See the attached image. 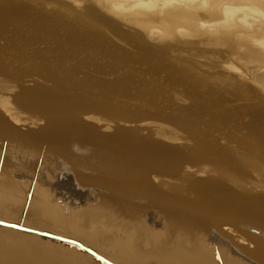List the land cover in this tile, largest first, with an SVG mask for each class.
Instances as JSON below:
<instances>
[{
  "label": "bare ground",
  "instance_id": "1",
  "mask_svg": "<svg viewBox=\"0 0 264 264\" xmlns=\"http://www.w3.org/2000/svg\"><path fill=\"white\" fill-rule=\"evenodd\" d=\"M30 3L31 8L24 7L26 11L18 13L21 22L17 19L25 35L20 31L10 32L11 36H17L13 40L8 35L9 25L13 32L12 25L16 23L10 22L7 35L12 40H7L6 35L3 39L9 19L5 17L4 21L1 17L5 24L0 20L3 24L0 25V141L5 140L6 152L11 146L20 148L21 169L26 173L30 174L38 147L43 150L39 161L61 157V161L66 159L65 168L69 170L60 173L54 183V175L51 178L46 174L44 189H39L40 179L37 184V178L33 181L36 175L31 173L24 199L21 189L11 181L5 183L4 170L8 163H0V210L18 218L15 215L23 198L25 207L22 206L19 218L27 224L20 219H7V215L0 220L73 239L113 264H120L118 257L130 264H264V246L258 240L261 237L248 236L246 241L241 236L236 240L239 248H230L227 240L223 242L229 248H206L209 243L220 241L219 232L214 233L218 228L214 227L219 222L217 217L236 220L249 216L264 223V0H34ZM109 14L115 21L109 20ZM106 19L129 25V32L135 37L131 42L133 49L138 51L130 46L125 48L127 43L124 41L122 45L123 40L118 44L119 38L108 30ZM233 27L239 31L235 32ZM19 34L24 35L22 40ZM137 43L151 44L155 49H139ZM177 46L194 48L190 52L194 55L212 53L220 62L210 65V61L206 66L204 58V63L199 62V56V63L196 62L199 67L188 66L193 58L191 63L186 60L187 66L184 61L177 65L174 62L183 56ZM210 59L214 63L215 59L211 56ZM236 59L240 66L234 63ZM203 67L204 74L200 69ZM236 74L254 84V89L242 79V82L236 79ZM79 141L105 149L108 157L116 156L122 164L112 167L116 162L113 157L115 162H109L110 168L97 170L100 164L97 163L104 165V160H94L96 167L89 165L87 169L83 157L77 160L73 155L68 157L71 151L68 148ZM23 175L28 178L27 174ZM91 184L98 185L95 194L101 200L106 199L101 187L110 188L114 184L111 190L124 201V198L139 202L140 198L155 197L165 207L174 201L199 213L190 211L186 218H180L181 212L172 210L171 224L183 233L178 243L163 237L160 246L145 231L146 227H142L140 234L144 239H140V247L131 248L120 230L130 229H127L128 218L134 210L124 206L116 196L110 195L112 200L116 197L121 202L117 205L124 221L118 227L114 224L115 232L110 236L96 229L102 220V208L112 211L109 201V204L100 201L89 210L87 207L76 210L77 198L69 196L68 191H77L82 197L88 194ZM52 194L69 214L59 213L60 205L48 202ZM71 207L75 209L68 210ZM81 214L87 216L84 222L80 220ZM30 215L37 216L40 223L28 220ZM255 222L258 223L252 220L250 224ZM65 228L74 231L69 233ZM222 229V238L226 239L234 231L229 226ZM0 232L23 235L37 244L63 253L76 252L104 264L75 244L9 226L0 225ZM134 236L129 238L132 244ZM251 242L253 248H247ZM15 256L0 250V264H31L30 259Z\"/></svg>",
  "mask_w": 264,
  "mask_h": 264
},
{
  "label": "rangeland",
  "instance_id": "2",
  "mask_svg": "<svg viewBox=\"0 0 264 264\" xmlns=\"http://www.w3.org/2000/svg\"><path fill=\"white\" fill-rule=\"evenodd\" d=\"M8 1H10V2H12L13 4H12V7L10 6L11 5V3L9 2L7 5H5V6H3V4H6V2H8ZM34 0H0V2H1V4H2V7L4 8L5 7V10H8L9 12L7 13V11L5 12V10H3V8L2 7H0V10H2V14L4 15V13H5V15L4 16H1L2 14L0 13V20L2 21V18L1 17H3V20H4V18L6 17V19H9V20H6L7 22L9 21V23H7V26L5 25V28L7 29V27H8V25L10 24V22L11 23H16V24H13L12 25V29L14 30L13 32L12 31H10L11 30V24L9 25L10 26V30L9 29H7L6 31L4 30V26H3V30L5 31V33L2 35V37H4L3 39H6L7 38V40L10 38V36H11V33H16L15 31H17V33L16 34H18L19 33V31H20V33H22V34H24L23 33V31L21 30V24L20 23H17V19H18V22L20 21L21 22V20H20V17L21 16H18L19 14L21 15V14H23V12L24 11H26V9H28V8H31L32 6H33V4H31L30 2H33ZM36 2H41V0H35ZM55 1H57V0H55ZM5 2V3H4ZM78 3H82V2H80V1H77ZM15 3V4H14ZM0 4V5H1ZM10 6V8H9V6ZM16 5V6H15ZM24 5V6H23ZM8 6V7H7ZM16 7H17V9H16ZM20 7L22 8V10H19L20 9ZM26 8L25 10L23 9V8ZM2 8V9H1ZM11 10V12H12V15H11V12H10V10ZM16 10V11H14V10ZM4 11V12H3ZM14 11V12H13ZM19 11H22L21 13L19 12ZM29 11V10H28ZM34 11V10H33ZM31 9H30V12H33ZM202 12H205L203 9H202ZM19 13V14H18ZM206 13V12H205ZM18 16L19 18H17V17H14V16ZM113 15H108V17H109V20H112V21H115L114 20V16L112 17ZM11 18V19H10ZM12 18H15V20L16 21H14V19H12ZM112 18V19H111ZM4 20V21H5ZM108 19H106V21H108L107 23H109V24H107V25H109L108 26V30L112 33L113 31L115 32V34L117 35V37L119 38V39H116V38H114V37H116V35L114 34V32L112 33L113 35H115L114 37H112V38H114V39H116L117 41H118V44H120V42L122 41V45L124 44V41H125V43H127V44H124L125 45V48L127 47L128 48V46H130V47H132V49L131 50H135V49H133V42L134 41H132V39L133 40H135V37L133 38V35L129 32L131 29H128V27H130L129 25L128 26H126V25H124V24H119L117 21L116 22H112V21H109ZM1 23H4L5 24V22H1ZM114 24V25H113ZM1 26L3 25V24H0ZM17 25H19V26H16ZM121 28H120V27ZM125 26V27H124ZM15 27H16V29H18V30H16L15 29ZM110 27V28H109ZM111 27H112V31L110 30L111 29ZM19 28H20V30H19ZM116 28V29H115ZM118 28V29H117ZM127 28V29H126ZM234 28V27H233ZM237 30V31H235V32H238L239 31V29L238 28H234V30ZM8 30H9V33H8ZM108 31V33H109V35H112V34H110V32ZM118 31V34L116 33ZM11 32V33H10ZM7 33H8V35L10 34V36L8 37V35H7ZM129 33V34H128ZM22 34H19V35H21L20 36V38H19V40H22L23 39V37H24V35H23V37H22ZM7 37H6V36ZM12 35H14V34H12ZM108 35V36H109ZM112 35V36H113ZM120 35H121V37H120ZM122 35H123V37H122ZM14 36H16V35H14ZM14 36H11L12 37V39L13 40H15L16 38L14 37ZM129 36V37H128ZM6 37V38H5ZM15 39H14V38ZM17 37V36H16ZM19 37V36H18ZM132 37V38H131ZM127 40H126V39ZM11 38L9 39V40H12ZM111 39V38H110ZM129 39V40H128ZM119 40H120V42H119ZM18 43H19V41L18 40H16ZM113 41H115V40H113ZM116 41V42H117ZM129 41V42H128ZM12 42V41H11ZM23 43V41H20V43ZM132 42V43H131ZM128 44H132V45H128ZM138 45H139V49H142V48H144V50H150V51H153L152 50V48L153 49H155L154 48V46H152L151 44H147V43H145V45H143V43H137ZM121 45V44H120ZM127 45V46H126ZM148 45H150V46H148ZM140 46H141V48H140ZM26 47V45H24V48ZM130 47L128 48V49H130ZM150 47H152V48H150ZM179 47L181 48V49H179ZM136 48V47H135ZM149 48V49H148ZM173 50H174V47L172 48ZM184 49H187V50H185L186 52H187V55H185L186 53H185V51H184ZM193 49L194 48H191L190 50H188V47H186V46H177V50H182V52H183V56L181 55V57H179V59L177 58V62H174L175 64L177 63V65H179V64H181V63H183L182 61H184V65H186L187 66V64H188V62H186V60L187 61H191V59L193 58V60H192V63L191 64H188V66H190L191 65V67H195V66H198L197 64H196V62L197 63H204V61H205V64H206V66L207 65H209L208 63L211 61L212 62V59H210V56H211V58H213V61H214V59H215V61H214V63L212 62H210V65H213V64H216V63H218V62H220V61H216V58L213 56L212 57V53H209L208 55L207 54H204V53H195L196 55H194L193 53H190L191 51H193ZM242 49V48H241ZM137 50V49H136ZM135 50V51H136ZM138 51V50H137ZM180 52V54H182V52L181 51H179ZM189 53V54H188ZM191 55V56H190ZM207 56V59L209 58V60L207 61V59H206V56ZM185 56H189V57H191V58H187V59H185L186 57ZM198 56V57H197ZM199 56H201L200 57V59L202 60H200L199 59ZM185 57V58H184ZM194 57H196V58H194ZM181 58V59H180ZM203 58H204V61H203ZM197 59H199V62L197 61ZM181 60V61H180ZM218 60V59H217ZM175 61H176V59H175ZM180 62V63H179ZM195 62V63H194ZM208 62V63H207ZM216 62V63H215ZM236 62V63H235ZM179 63V64H178ZM234 63L236 64V65H238V66H240V61L238 60V59H236V60H234ZM195 64V65H194ZM199 67V66H198ZM220 68H222V67H220ZM201 70H202V74H204V67L203 68H200ZM223 69V68H222ZM206 71V70H205ZM238 74H241L240 73V70H239V72H238ZM238 74H236V76L238 77H236V79H239L241 82H242V80L246 83V84H248L249 85V87L251 86L253 89H254V87H253V85L254 84H252L251 82H249V81H245V79L243 78V77H241L240 75V77L238 76ZM204 77H207V74L205 73V75H204ZM242 79V80H241ZM255 86V85H254ZM104 133H110V131H105ZM3 140V139H2ZM1 140V141H2ZM1 141H0V163H3V162H6V163H8L7 164V166H6V168H5V170H4V175H5V183L8 185V183L10 182V183H12L13 185L15 184L17 187V189H21V191H23V193L24 194H22V197L25 199V195H26V193H27V190H28V183L30 182V178L32 177V176H35L34 177V180L33 181H35V178H37L36 180H37V184H38V182H39V179H40V182H39V184H38V186H39V189L42 187V189H44V187H45V179H44V177L46 176V174L48 175V174H50L49 175V177H51V178H53V176L52 175H54V177H55V179H53L52 180V183H54L55 182V180H56V177H58V175H60V173L62 174L63 172H68V170H66L67 168H65V167H67L68 166V164L66 163V159H63V161H61V157L60 158H54V159H50V158H52V157H50L48 160H44L43 162H41V161H39V160H41L42 159V156H40L41 155V152H43V150H42V148L41 147H38V149H41L42 151H40V150H38L37 149V155H35L36 157H35V162H34V164H33V166L30 168V174H29V172L28 173H26L23 169H21V165L23 164L22 162H23V160H22V157H23V154L22 153H20L19 152V150H20V148L19 147H13V146H11V149H13V151H11V149H10V151L9 152H6V147H5V149H4V146L6 145V142H5V144H4V141L5 140H3V144L1 143ZM80 142V143H79ZM78 143L76 142L75 144H78V147L81 149H83L84 148V150H82V152L81 153H78L77 151H74L73 150V144L74 143H72L71 144V148L69 149L68 148V150L70 151V156H68V157H70V158H72V155H73V158H75L76 157V160L77 159H81V157H83V163H85L86 165H87V169H89V165L90 166H93V167H96V165L97 164H99V165H97L98 167H96L95 169H97V168H101V170L102 169H107V168H110L111 167V164H109V162L110 163H114L115 161L113 160L116 156H109L108 157V154H107V152L105 153L104 151H105V149H103V148H99V147H96V145H92V146H90L91 144H88V143H83V141L81 142V141H79ZM85 142V141H84ZM88 145V146H87ZM1 146H3V148L1 147ZM90 146V147H89ZM87 147V148H86ZM95 147H96V149H97V152H98V150H99V152L97 153V152H95V153H92V151L94 152V151H96V149H95ZM90 148V152H88V154H83V151H87L88 149ZM91 148H94L93 150L91 149ZM17 149V150H16ZM19 149V150H18ZM86 149V150H85ZM102 149H103V152L105 153H103L102 152ZM5 150V151H4ZM15 151V152H14ZM40 151V152H39ZM2 153H4V154H2ZM35 153V154H36ZM72 153V154H71ZM99 153H101V155L99 154ZM38 154H39V156H38ZM82 154H83V156H82ZM91 154V155H90ZM95 154V155H94ZM99 154V155H98ZM75 155V156H74ZM88 155V156H87ZM89 155H90V157H89ZM93 155V156H92ZM103 155V156H102ZM91 156H92V161H91ZM96 156H101V157H99L100 158V160H99V158L97 157V159L95 158ZM39 157V158H38ZM79 157V158H78ZM88 157V158H87ZM95 159H94V158ZM106 159H105V158ZM41 158V159H40ZM85 158H87V160H84ZM112 158V159H111ZM88 159H89V161H88ZM108 159V160H107ZM109 159H111L110 161H109ZM40 162L39 164H42V163H44V166L43 167H41L40 165H38V162ZM94 160H96V162H98V161H103V164L104 165H101L102 163L101 162H98L97 164H95L96 162L94 161ZM115 160H116V162H117V164H116V162L114 163L115 165H112V167H115V166H118V165H120V164H122V163H120L118 160H117V158H115ZM51 161V162H50ZM53 161V162H52ZM85 161V162H84ZM88 161V162H87ZM105 161H107V165L109 166H107L105 163ZM112 161V162H111ZM37 162V163H36ZM63 162V163H62ZM87 162V163H86ZM92 162V163H91ZM94 162V163H93ZM37 165H36V164ZM10 164V165H9ZM66 164H67V166H66ZM84 164V166H86ZM93 164H95V165H93ZM1 165L2 164H0V169H1ZM36 165V166H35ZM102 166H103V168H102ZM123 166V165H122ZM35 168V169H34ZM7 169V170H6ZM36 169H39V170H36ZM94 169V170H95ZM93 170V169H92ZM97 170H100V169H97ZM7 171V172H6ZM32 171V172H31ZM31 173H32V176H31ZM37 173V174H36ZM18 174V175H17ZM23 174H27L28 175V178L26 179L24 176L25 175H23ZM9 175V176H8ZM20 175H22V176H20ZM38 176V177H37ZM8 177V178H7ZM11 177V178H10ZM20 177H21V179H20ZM24 177V178H23ZM40 177V178H39ZM13 179H14V182H13ZM42 179H44V181L42 180ZM23 180V181H22ZM20 182V183H19ZM156 182V181H155ZM42 183H43V185H42ZM18 184H20L21 186V188L19 187V185ZM26 184V185H25ZM14 185V186H15ZM88 187H90L89 188V190L91 191H89L88 190V194L87 195H83L82 197H81V194L80 193H78L77 191H74L73 192V190L71 191H68V195L69 196H73V197H75V198H77V200H76V202H78V205L76 206V207H78L76 210H81V208L82 207H84V208H86L87 207V209L89 210V208H90V206L92 207H95V206H97V204H99V203H101L100 201H103L104 203H106V204H109V202H110V208H111V210L112 211H106V209L104 208H102V210L100 211V213H101V216L100 217H102V220H101V222L97 225V228L96 229H98L99 231H100V234H102V235H105L104 233H106V235H109L110 236V234H112V233H114L115 232V230L113 231V228L114 227H118V225H120V222L123 220L124 221V219L121 217V215H120V206H118L117 204H121V202L123 201L124 202V206H126L127 208H131V210L133 211L132 213H131V215H130V217L128 218V220H129V224H128V226L129 227H127V229L128 228H130L132 231V233H134L135 234V236H134V234H132L134 237V243L132 244V242H130V240H131V238H132V235L130 234L131 232H129V230L130 229H128V231L127 230H123V229H121L120 230V234L122 235V237H126V239L128 238V245H130V247L131 248H139L140 246H139V243H140V239H141V241L144 239V235H142V234H140V233H142V231H141V229H142V227H146L145 229V231H149L150 233H151V235L153 236V241H155L154 243H156V244H160V242H159V240L160 239H163V237H165V238H173V241L172 242H175V243H178V238L180 237L181 238V236H183L182 234V232L177 228V227H175V226H173V224H171L174 220H173V214H171V212H172V210H177V211H179V212H181V216H179L180 218H186V215L188 216L189 215V213H190V211L193 213V212H196V213H199V212H197V211H195V210H191V209H184V207L182 206H178L177 204H175L174 203V201H170V200H168V201H170V204H171V206H168L167 205V207H165L164 205H163V203H161V202H159V200H155V197H154V199H145V198H140L141 200L139 201V202H136V200L135 201H133V200H129V199H127V198H124L125 199V201L124 200H122L119 196H117L116 194H117V192H115V191H113V190H111V189H113V187H114V184H110L109 185V187L110 188H108V187H101V188H103L104 190H102V189H100V191H102L103 193H104V197L103 198H105L106 197V199H103V200H101L100 199V197H98V195L97 194H95V192L97 193V191H96V188H99L98 187V185H93V184H91V186L90 185H88ZM25 188V189H24ZM47 188V187H46ZM45 188V189H46ZM16 189V190H17ZM95 189V190H94ZM19 191V190H18ZM25 191V192H24ZM70 192V193H69ZM75 192H77V193H75ZM106 193V194H105ZM111 193V194H110ZM109 196H108V195ZM110 195L111 196H116L118 199H120V203H119V201H118V199L115 197L113 200H112V197H110ZM52 196V197H51ZM85 196V197H84ZM108 196V197H107ZM50 198H48V202L51 204V203H54V204H59L60 205V199L59 198H53V194L52 195H50L49 196ZM55 197H57V196H55ZM23 198L21 199V201H23V202H21V208H22V206L24 205L23 203H24V200H23ZM108 198V199H107ZM0 199H1V197H0ZM50 199V200H49ZM99 199V200H98ZM54 200V201H53ZM58 200V201H57ZM145 200H147V201H145ZM153 201V202H151V201ZM109 201V202H108ZM112 202L113 203H115V204H112ZM144 202H146V204L144 203ZM149 203H151V206H150V204ZM155 203V204H154ZM161 203V204H160ZM141 204V205H140ZM88 205H89V207H88ZM144 205H146V206H144ZM174 205H177L176 207H174ZM131 206V207H130ZM132 206H133V208H132ZM157 206H158V210H157ZM173 206V207H172ZM23 207H25V206H23ZM59 207V213H63L64 215H66V214H69V211H64L63 209H62V207H61V205L60 206H58ZM81 207V208H80ZM134 207H136V208H134ZM145 207H146V209H145ZM154 207V208H153ZM164 207V208H163ZM169 207V208H168ZM182 209H181V208ZM21 208H18V215L16 214L15 216H17L18 218H13V216H12V214L10 215L9 214V212H7V211H3L4 213H2L1 211L2 210H0V218H4V219H6L5 217H6V215H7V219H15L14 221H19V219L22 221V223H24V224H27L26 223V221L24 220V219H21V218H19L20 217V215H21V212H22V210H21ZM19 209H20V211H19ZM63 211H62V210ZM71 209H75V208H68V210H71ZM139 209V210H138ZM165 209V210H164ZM4 210V209H3ZM83 210H85V209H83ZM182 210L184 211V210H189V212H187L186 213V211H184V212H182ZM176 211V212H177ZM84 212V211H83ZM165 212V213H164ZM5 213H7V214H5ZM182 213H184V214H182ZM1 214H3V215H1ZM165 214H166V216H165ZM8 215H10V216H8ZM137 215V216H136ZM89 216V215H88ZM132 216V217H131ZM143 216H145V217H143ZM10 217V218H9ZM22 217V216H21ZM87 217V216H85L84 214L82 215L81 214V218H80V220H81V222H84L83 220H85V218ZM170 218V220H168L169 218ZM179 217H177V218H179ZM210 217V216H209ZM132 219V222H131V219ZM164 218V219H163ZM211 218V217H210ZM239 218V217H238ZM237 217H236V220L238 219ZM243 218V217H242ZM244 218L245 219H241V218H239V219H241V221H238L237 220V222H236V220H235V218H223L222 217V219L220 218V217H217L216 219H218L219 220V222H220V224H219V222L217 223V226H214V227H218L215 231H214V233H217V232H219L218 234H217V236L219 237V239H220V241L218 242V243H209L207 246H206V248L207 249H213L214 250V248L216 249V248H227L228 247V245L230 246V248H239V246H238V243L236 242V240H238V238L239 237H241L242 236V238H243V236H244V238L243 239H245V237H246V241H247V238H248V236H256V238L258 237V238H260L261 237V239H258L259 241L261 240V242H262V246H264V226H263V222L262 223H260V221L258 220V219H255V218H250L249 216L246 218L245 216H244ZM248 218H250L249 220H248ZM28 220H31V222H34V223H40V219H38V217L37 216H32V215H30L29 216V218H27ZM91 219V218H90ZM94 220H95V218H93ZM141 219V220H140ZM212 219V218H211ZM210 219V220H211ZM227 221H226V220ZM230 221H229V220ZM234 219V220H233ZM134 220V221H133ZM173 220V221H172ZM217 220V221H218ZM225 221V223H224V221ZM245 222H244V221ZM247 220V221H246ZM252 220H254V221H258V223L257 222H255V223H252V224H250L251 223V221ZM167 221V222H166ZM171 221V222H170ZM235 221V222H234ZM135 222H136V224H135ZM223 222V223H222ZM232 222V223H231ZM241 222V223H240ZM165 223V224H164ZM169 223V224H168ZM229 223H231V226H230V224ZM235 225H234V224ZM237 223H240V224H237ZM247 223V224H246ZM114 224H116L115 226H114ZM226 224H228V225H226ZM233 224V225H232ZM237 224V225H236ZM242 224V225H241ZM250 224V225H249ZM253 224H254V226H253ZM109 227H108V226ZM169 225V226H168ZM255 225H257V226H255ZM261 226L262 225V227H258V226ZM114 226V227H113ZM136 226V227H135ZM166 226V227H165ZM225 226H229V227H231L232 229H234V231H232V232H229L228 234L230 235H228L229 237H228V239H226V237H224V238H222V233H221V230H223L222 229V227L224 228ZM236 226V227H235ZM112 227V228H111ZM212 227H213V225H212ZM258 227V228H257ZM111 228V229H110ZM176 228V230L175 231H173L174 229ZM244 228V229H243ZM260 228V229H259ZM34 229V228H33ZM46 229V228H45ZM215 229V228H214ZM236 229V230H235ZM242 229V230H241ZM246 229V230H245ZM261 229H262V231H261ZM50 230H54V229H49V231ZM65 230H67V232H69V233H72L74 230H72V229H67V228H65ZM249 230V232H247ZM55 231V230H54ZM76 231V230H75ZM62 232V231H61ZM128 232V233H127ZM234 232V233H233ZM237 232V233H236ZM239 232V233H238ZM263 232V233H262ZM62 234H65V232L63 231L62 232ZM140 234V235H139ZM208 234V233H207ZM206 234V235H207ZM240 234V235H239ZM246 234V235H245ZM251 234V235H250ZM254 234V235H253ZM127 235V236H126ZM138 235V236H137ZM221 235V236H220ZM263 235V236H262ZM67 236H69V235H67ZM71 236V235H70ZM87 237H89V236H87ZM73 238H75V237H73ZM129 238H130V240H129ZM143 238V239H142ZM164 238V239H165ZM137 239V240H136ZM231 239V240H230ZM223 240L224 241H226V242H228L227 244H224V242H223ZM163 242H164V240H163ZM231 242H232V244H231ZM175 243H172V245L173 244H175ZM218 244H219V246H218ZM249 243H247V248H253V243L251 242L250 244L252 245H248ZM236 245V246H235ZM160 246H162L161 244H160ZM160 246H159V248H160ZM224 246V247H223ZM175 247V246H174ZM173 247V248H174ZM245 247H246V245H245ZM229 248V247H228ZM0 250L3 252V254H6V253H8V252H11L12 254H14V255H16L15 257L16 258H19V259H23V258H25V259H27V261H28V259H30L28 262H31V264L33 263V264H97L96 262H94V261H92V260H88L85 256H79L76 252L74 253V254H69V253H63L60 249H53V248H51V247H49V246H45V245H41V244H37L36 242H34V241H32V240H29V239H27V238H25L23 235H13V234H9V233H4V232H0ZM107 251V250H106ZM108 252V254H111V255H117L115 252L113 253H111L110 251H107ZM20 256V257H18V256ZM30 258H29V257ZM27 257V258H26ZM234 258L236 257V255L235 256H233ZM165 258V257H164ZM237 258H239V259H242L241 257H237ZM33 260H34V262H33ZM117 261H119L120 262V264H130L131 262L130 261H128V260H125L124 258H120V257H118V259H116ZM243 261H244V259H243ZM133 264V263H132Z\"/></svg>",
  "mask_w": 264,
  "mask_h": 264
},
{
  "label": "water",
  "instance_id": "3",
  "mask_svg": "<svg viewBox=\"0 0 264 264\" xmlns=\"http://www.w3.org/2000/svg\"><path fill=\"white\" fill-rule=\"evenodd\" d=\"M1 221V220H0ZM1 226H9V227H12V228H16V229H21V230H24V231H27V232H34V233H37V234H40L42 236H45V237H49V238H52V239H55V240H58V241H62V242H65V243H69V244H75L78 248L84 250V251H87L89 252L90 254H92L96 259H98L99 261L103 262L104 264H113L112 262L108 261L107 259L103 258L102 256L98 255L95 251H93L91 248H88L84 245H82L80 242L78 241H75L73 239H69V238H64V237H61L59 235H55V234H52V233H49V232H45V231H38V230H33L31 228H27V227H23L21 225H18V224H15V223H8V222H4L2 221V223H0Z\"/></svg>",
  "mask_w": 264,
  "mask_h": 264
},
{
  "label": "clouds",
  "instance_id": "4",
  "mask_svg": "<svg viewBox=\"0 0 264 264\" xmlns=\"http://www.w3.org/2000/svg\"><path fill=\"white\" fill-rule=\"evenodd\" d=\"M72 147L74 151H77L78 153L82 152V150L78 147L77 144L74 143ZM88 152H90V148L87 151H83V154H88Z\"/></svg>",
  "mask_w": 264,
  "mask_h": 264
},
{
  "label": "snow or ice",
  "instance_id": "5",
  "mask_svg": "<svg viewBox=\"0 0 264 264\" xmlns=\"http://www.w3.org/2000/svg\"><path fill=\"white\" fill-rule=\"evenodd\" d=\"M0 223H2V221H0Z\"/></svg>",
  "mask_w": 264,
  "mask_h": 264
}]
</instances>
